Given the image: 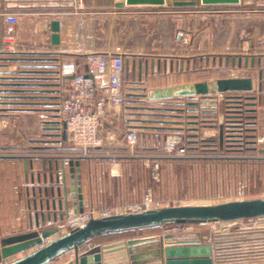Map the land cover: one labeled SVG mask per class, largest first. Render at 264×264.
<instances>
[{"label":"crops","instance_id":"1","mask_svg":"<svg viewBox=\"0 0 264 264\" xmlns=\"http://www.w3.org/2000/svg\"><path fill=\"white\" fill-rule=\"evenodd\" d=\"M122 1L0 0V152L10 149L14 153L33 154L51 150L58 154L73 149L68 133L67 139H63L64 119L61 114V106L71 94L72 77H65L62 69L73 66L77 74L85 76L91 82L92 97L96 100L101 97L108 78L106 73L92 72L88 63L92 54H119L124 61L122 93L125 105L106 104L99 132L101 146L94 149L98 154L96 160L115 169L117 177L122 175L125 164L143 161L142 158L128 156L125 141L128 130L138 132L140 148L137 151L140 153H159L170 139L167 135L172 129L169 117L173 113L176 115L179 103L168 99L161 100L162 106H146L145 99L155 90L227 78L253 79L236 76L237 72L233 70H256L252 91L227 93H236L248 100L252 110L250 114L257 120L258 112L255 111L264 109V0H240L236 5H222L227 39L218 49L214 45L212 5L199 2L196 7H118L117 4ZM252 4L253 7L247 8ZM4 14L15 15L19 22L7 25L3 22ZM246 16L249 18L245 20ZM235 18L241 21L239 25L234 26L230 22ZM54 21L60 26L58 44L52 43L51 24ZM247 28L254 30L252 36L240 38L242 30ZM235 34L237 37H234ZM260 37L262 41H258ZM216 66L222 71L232 70L234 75L215 78ZM261 70L262 81L258 79ZM260 83L261 92L258 90ZM213 94L196 96L205 103ZM202 103L196 115H192L187 122L193 128L190 129L193 132L189 135L191 139L187 141L191 145H196V139L202 135L198 131L202 125L211 122L205 115L207 110H201L209 106ZM151 110L153 114H150ZM8 135L10 140L6 139ZM150 140L157 146L153 149L143 147ZM27 155L0 157V227L13 217L7 213L12 209L11 203L20 205L27 218L24 224L21 222L15 229L6 227L0 234L19 235L28 229L37 230L38 217L40 229L55 230L44 241L47 244L69 232L65 212L58 208H45L46 200L51 203L52 200L57 201V197L44 195L45 189L50 192L52 188L62 187V164L70 193L69 162L62 158ZM96 160H76L80 161L81 167L84 212L96 210L115 215L108 206L101 208V201L104 202V196L107 198L111 191L108 186L101 188L95 182L97 177L91 168ZM11 165L15 170L7 173V166L10 168ZM58 176L60 183H56ZM8 180L12 181V186L7 185ZM71 196L70 193L69 216L74 214L75 209ZM143 198L136 203L142 202ZM114 201L119 202V199ZM47 215L51 218L48 219ZM41 216H44V222ZM194 225L206 226L207 230H195ZM188 226L182 230L177 229V225L157 226L100 235L89 240L80 249L79 255L99 250L103 255V264H163L159 259L154 261L156 259L151 256L154 250L137 252L132 260L125 245L129 239L157 236L161 241L166 239L165 245L167 242L170 245H191L198 241L211 245L214 264H264V217L222 223L218 233L212 232L208 223ZM166 227H173L172 231ZM169 237L172 239L167 240ZM157 244L159 241L135 248H152ZM32 250L17 254L4 264L25 257ZM74 258L75 251L72 250L50 264H67Z\"/></svg>","mask_w":264,"mask_h":264},{"label":"rangeland","instance_id":"2","mask_svg":"<svg viewBox=\"0 0 264 264\" xmlns=\"http://www.w3.org/2000/svg\"><path fill=\"white\" fill-rule=\"evenodd\" d=\"M212 6L214 9V45L215 49H218L221 47L224 40L227 39V27L224 29L226 25V20L223 19L225 15L222 14L224 7L222 5ZM253 6V4L248 5L247 8ZM247 18L249 17L246 16L245 20ZM230 22L235 26L239 25L241 21L235 18L231 19ZM242 31L243 33L240 35V38L243 39L251 37L254 32L253 29L249 28H247V30L243 29ZM234 37H237V34H235ZM262 37L258 38V41H262ZM233 71L237 72L236 76H247L256 79V70ZM233 71H222L216 66L214 77L232 76L234 75ZM235 96L237 97L239 94L225 93L220 96L219 93H214L208 98L209 100L207 99L208 102L205 100V103H202L200 101L202 99L197 96L173 99V101L179 103L176 106L178 110L175 111L177 112L176 115L173 113V115L169 117V122H171L169 125L172 129L168 131L169 133H166H168L167 135L170 139H179L181 137L185 143H188V139H191L189 135L193 133L190 131V129H193L192 126L187 122H189L192 115H196V111L201 103L209 106V108L203 107L201 110L210 112L207 119L211 120V122H205L198 130L202 135L198 137L199 139H196L198 140L196 145L188 143L190 152L196 154L194 158L181 160L165 158L163 163L161 162L160 169L157 172H154L151 165L143 159L141 163L128 164L127 166L125 164L122 168V175L118 177L117 171L107 163L104 164L100 162V160L97 161L96 158L93 159L97 161V163L93 162L91 168L97 177L95 182L101 188H105V185L108 186L111 191V194L108 195L107 198L104 196L106 200H104V202L101 201V208L109 207L111 208L109 211L119 212L122 206L139 202L144 194L149 191L153 199L159 203L160 206L158 208L216 205L231 201L264 198V109L255 111L258 112V118L255 121L256 116L254 115L255 117L250 120L252 124L246 125L245 122H242L243 126L240 130L243 136L242 138L245 137L242 139V146H232V141L227 142L226 134L229 133V138H235L234 135L236 131H234V127H230L231 130L227 132L226 126L231 122L227 121L226 102L229 97ZM160 102L161 100L155 103L147 98L144 104L151 107L162 106ZM245 102L249 101L245 100ZM211 110L216 113H212ZM150 112V114L154 113L152 110ZM180 121H182V123H178ZM222 125L224 136L221 142L219 133L220 126L222 127ZM143 132L144 131H141V134H144ZM205 134H209V136ZM249 134L254 136L250 140L246 137ZM6 137L8 140L11 139L10 135ZM257 138L262 139V142L257 143ZM247 140L252 142L251 145H247ZM156 146L157 145L150 140L145 143L143 147L153 149ZM139 148L140 145L138 149ZM74 151L75 150H70L69 152ZM43 153L57 154V152L51 150H43L33 154ZM4 154L10 156L15 154L24 156L28 154L27 156L29 157L31 155L26 152L14 153V151L10 149H6ZM14 170L15 168H13V165H11L10 168L7 166V173H13ZM11 182V180H8L7 185L12 186ZM116 198L119 199V202L114 201ZM11 207L12 209L7 211V213L13 217L6 220L4 225L0 227V231H4L6 227L15 229L21 222L24 224L27 221V218L24 216V211L20 209V205L11 203ZM188 227H190L188 224H183L182 227L177 226L176 228H181L180 230H182ZM171 228L173 227H166L167 230H171ZM193 228L201 232L207 230V227L203 225H194ZM39 229L40 228L37 230ZM24 232V234H26L32 231L28 229ZM17 235L18 234H0V240ZM101 242H103V240Z\"/></svg>","mask_w":264,"mask_h":264},{"label":"water","instance_id":"3","mask_svg":"<svg viewBox=\"0 0 264 264\" xmlns=\"http://www.w3.org/2000/svg\"><path fill=\"white\" fill-rule=\"evenodd\" d=\"M203 5H236L240 0H123L118 3V7L127 6H169V7H196L198 3ZM53 32L52 43H59V22L54 21L51 24ZM259 62V67H260ZM264 66V62H263ZM254 67V66H253ZM258 79L262 81L263 70L259 71ZM253 89L252 78H227L219 79L211 83L186 84L177 87L159 89L151 92L148 99L151 101L168 100L184 97H193L196 95H206L209 93H227V92H250ZM259 92L262 91V84L258 86ZM63 139H67L66 123L63 124ZM220 140L223 141V130L220 127ZM71 179V200L73 201L74 214L84 212L83 191L81 184L80 161H70L68 163ZM56 169H59L56 165ZM62 187L52 188L50 192L45 189L46 197H57L56 200L45 202L46 210H62L66 217L70 213L69 190L66 182L65 166L61 165ZM53 182V180H52ZM56 183H60V177H56ZM41 193V192H40ZM35 195V193H34ZM43 202L41 208L43 209ZM264 217V198L231 201L216 205L203 206H178L165 207L161 209L147 210L138 214L112 215L103 218L90 220L84 228L71 230L65 235L44 244L54 231L34 230L30 233L21 234L7 239L0 240V264L16 256L17 254L31 251L27 256L17 259L8 264H50L61 255L75 251V258L67 264H103V255L101 251L96 250L92 254L84 256L79 255L80 249L91 239L105 234L121 233L132 230H139L157 226H174L183 224H205V223H225L242 219H253ZM50 219L51 216L47 215ZM44 222V216H41ZM40 221L37 217L36 226L39 228ZM172 237L167 238V240ZM163 239L159 240L157 236L145 238H133L125 242L128 253L133 260L137 252L145 250H154L151 255L156 260H161L163 264H214L213 249L211 245L196 243L191 245L177 244L165 245ZM159 241L155 247L137 249L141 245H146ZM142 256L141 258H144ZM159 259V260H158Z\"/></svg>","mask_w":264,"mask_h":264},{"label":"built area","instance_id":"4","mask_svg":"<svg viewBox=\"0 0 264 264\" xmlns=\"http://www.w3.org/2000/svg\"><path fill=\"white\" fill-rule=\"evenodd\" d=\"M3 22L7 25H16L19 19L15 15L4 14ZM4 43L5 41L3 44ZM88 63L94 74L106 73L108 78L107 85L103 88L101 97L96 100L92 97L91 82L85 76L77 74L73 66L64 67L62 69V74L65 77H72L70 80L71 94L63 102L61 114L64 123H66L68 137L73 146L72 150L75 151L58 154H31V157L62 158L67 160V162L98 157L94 149L101 146L99 132L102 120L105 116L106 104L111 103L119 107L125 105V98L122 93L124 83V61L119 54H92L88 58ZM224 94L225 93H219L220 96ZM227 121L231 122L228 119ZM231 124H233V122L227 124V132L231 130L230 127H233ZM226 135L227 142L232 141L233 138H229V133ZM125 141L129 149L128 156L146 160L151 165L154 172L160 169L162 159L181 160L196 157V154L190 152L189 144L185 143L181 137L179 139L173 138L167 140L159 153L138 152L137 149L140 144V138L138 132L134 129H130L126 132ZM261 142L262 139L257 138V143ZM106 155L108 156L109 154ZM12 156L13 155L10 156L0 153V157ZM159 206V203L153 199L149 191L144 196L142 202L124 205L120 208L119 212L114 213H116L115 215L138 214L147 210H152V208L161 209L158 208ZM107 216L112 215L109 212H98L96 210H90L77 215L73 214L67 218L66 226L70 232L71 230L84 228L92 219ZM208 224L212 232H220L219 225L222 223L215 222ZM198 243H200V241H198Z\"/></svg>","mask_w":264,"mask_h":264},{"label":"trees","instance_id":"5","mask_svg":"<svg viewBox=\"0 0 264 264\" xmlns=\"http://www.w3.org/2000/svg\"><path fill=\"white\" fill-rule=\"evenodd\" d=\"M250 104L245 102V99L243 97H239V96H235V97H229L228 101L226 102V112H227V119L230 120L231 122H233V127H234V131H236L235 133V138L232 139V146H242V142L244 138H242V133H241V127L242 122H245L246 125H250L252 124L250 122V120L253 118L250 114V112L252 110L249 109ZM207 115L209 116L208 111H206ZM211 112L213 113L214 111L211 110ZM216 113V112H214ZM205 114V115H206ZM253 131V130H251ZM239 132V133H237ZM238 136V137H237ZM247 139H252L254 136L252 134H249L246 136ZM249 140H247V145H251L252 142H249ZM231 145V144H230Z\"/></svg>","mask_w":264,"mask_h":264}]
</instances>
